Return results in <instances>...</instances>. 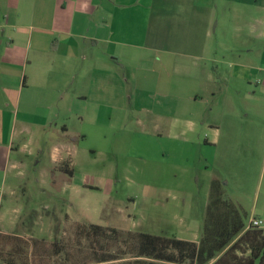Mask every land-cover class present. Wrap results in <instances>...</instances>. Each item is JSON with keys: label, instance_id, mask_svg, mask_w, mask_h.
I'll use <instances>...</instances> for the list:
<instances>
[{"label": "crops", "instance_id": "obj_1", "mask_svg": "<svg viewBox=\"0 0 264 264\" xmlns=\"http://www.w3.org/2000/svg\"><path fill=\"white\" fill-rule=\"evenodd\" d=\"M219 3L225 21H218ZM167 6L183 10L173 13L172 22L181 28L172 34L177 37L173 40L183 37L190 51L186 65L178 66L171 57L175 55L162 44L171 36L162 33L166 21L160 17L150 34L154 11ZM220 23L226 33L217 41ZM153 54L167 59L161 70L174 76L168 96L214 111V119L201 127L206 147L231 152L239 141L236 131L244 130L240 147L255 150L264 137V0H0V236H16L20 228L21 232L31 228L33 233L38 226L25 220L28 215L19 193L26 184L32 145L40 147L48 128L55 132L58 140L45 182L51 186L53 170L64 163L73 168L66 157L67 139L80 135L73 128L82 119L80 105L94 102L110 111L125 110L122 84L111 70L113 60H129L138 70L155 73L156 65L152 71L140 66ZM86 65L89 70L84 73L81 67ZM142 80L138 90L143 89ZM180 104L176 100L168 106L173 109L170 131L181 121L174 111ZM157 107L151 111L154 129L167 118L156 112ZM188 123L196 130V121ZM56 173L60 185L73 177L59 169ZM44 219L45 233L50 234L52 220ZM183 227L184 232L190 228Z\"/></svg>", "mask_w": 264, "mask_h": 264}, {"label": "rangeland", "instance_id": "obj_2", "mask_svg": "<svg viewBox=\"0 0 264 264\" xmlns=\"http://www.w3.org/2000/svg\"><path fill=\"white\" fill-rule=\"evenodd\" d=\"M221 6L219 3L218 21H225V11ZM182 12L169 6L164 11L156 10L150 24L152 34L160 17L166 21L165 27L162 25V33H170L171 36L162 44L167 52L175 55L171 57H175L178 66L188 64L185 56L190 53L185 48L183 37L173 40L177 37L172 33L179 34L181 28L172 22L173 13ZM223 28L221 24L217 30L222 31L216 33L217 41L218 35L226 33ZM166 60L161 54H153L140 64L151 71L152 65H156L155 73L138 70L129 60H113L111 70L117 73V81L122 84L119 92L125 110L114 108L110 111L94 102L80 105L82 119L73 128L82 137L67 139L69 154L66 157H70L73 167L68 187V184L60 185L61 178L56 176L62 164L51 172L54 176L51 186L45 184L52 164L53 146L58 140L55 132L48 128L43 133L40 147L32 145L34 153L27 159L30 168L26 170V184L19 187V193L20 205L29 218L25 220L34 221L38 226L33 233L31 228L24 232L20 228L16 240L10 243L0 236V255L3 258H7L6 252L13 249L16 264H31V241L37 239V253L41 258L33 264H94L90 241L76 235L78 224H96L107 230L98 237L103 251L123 258L111 264H123L130 257L133 241L128 234L131 232L193 239L199 243L214 179L222 184L223 198L245 213V229L249 221L256 218L263 221L261 229L264 231V137L251 153L240 147L244 143V130L236 131L242 144L236 141L237 148H231V152L222 153L217 146L206 147V133L201 127L214 119V111L203 109L199 103L185 105L179 98L168 96L173 93L170 84L174 76L170 70H161L160 65H165ZM81 68L84 73L89 70L87 65ZM134 74L138 75L139 81ZM141 80L143 89L140 87L138 90ZM176 100L181 104L174 111L181 121L170 131L168 118L169 111L173 109L168 106ZM155 105L160 106L156 112L167 117L156 129L151 116ZM187 121H196V130ZM41 183L45 185L41 186ZM44 187L46 191L42 190ZM44 216L52 220L53 232L50 234L45 233ZM184 225L190 227L185 232ZM111 229L119 232L117 238ZM57 249L61 251L59 254H56Z\"/></svg>", "mask_w": 264, "mask_h": 264}, {"label": "trees", "instance_id": "obj_3", "mask_svg": "<svg viewBox=\"0 0 264 264\" xmlns=\"http://www.w3.org/2000/svg\"><path fill=\"white\" fill-rule=\"evenodd\" d=\"M59 170L73 176V169L69 168L68 163L62 164ZM245 217L241 209L223 198L222 184L214 179L199 243L176 237L131 232L128 234L133 241L129 249L130 257L123 264H210L213 260L212 264H264V231L259 228L245 229ZM106 231L96 224H78L76 227V235L79 238L86 237L93 247L94 264H111L123 259L103 251L104 247L98 242V237ZM110 232L117 238L119 232L116 229H111ZM6 239L10 243L16 237ZM31 243L30 263L33 264L41 256L37 253L39 241L33 239ZM12 251L14 250L6 252L7 258L0 255L1 264H16ZM56 252L59 254L61 251L57 249Z\"/></svg>", "mask_w": 264, "mask_h": 264}, {"label": "built area", "instance_id": "obj_4", "mask_svg": "<svg viewBox=\"0 0 264 264\" xmlns=\"http://www.w3.org/2000/svg\"><path fill=\"white\" fill-rule=\"evenodd\" d=\"M263 226V221L260 219L253 218L248 223V228H259L261 229Z\"/></svg>", "mask_w": 264, "mask_h": 264}]
</instances>
